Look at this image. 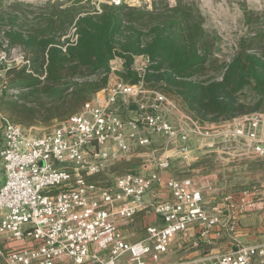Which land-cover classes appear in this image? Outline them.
<instances>
[{
    "label": "built area",
    "instance_id": "obj_1",
    "mask_svg": "<svg viewBox=\"0 0 264 264\" xmlns=\"http://www.w3.org/2000/svg\"><path fill=\"white\" fill-rule=\"evenodd\" d=\"M144 1L151 0H103L131 6ZM75 31L73 27L71 41L77 39ZM20 56L22 65L29 64L23 51ZM1 64L0 61V79L4 71ZM151 64L149 57L139 55L135 57L134 69L143 77ZM5 87L6 83L0 82V94ZM120 99L137 104L135 116H122L118 111ZM171 106L175 107L169 97L147 88L143 80L124 81L111 62L108 85L53 129L33 134L4 118L0 156L6 179L0 186V264H125L121 263L124 256L131 264H144L148 256L159 261L176 237L193 226L199 229L203 240H208L213 228L223 223L225 210L233 207L235 201L241 204L246 200L247 192L237 198L226 197L225 208L217 202L208 204L204 186L192 177L171 176L164 183L171 199L152 205L162 224L147 225L146 237L129 241L119 224L129 222L147 207L145 195L162 184L160 174L127 172L108 187L88 180L129 156L135 145H150V134L171 142L187 161L195 160L197 149L188 145L190 133L176 127L168 116ZM193 122L198 124L197 133L202 138L210 135L202 132L206 125ZM211 126L222 130L218 134L228 142L224 144L237 147L238 156L264 159V105ZM213 144L204 142L198 149ZM170 159L165 154L158 166L169 168ZM12 241L36 244L8 250L6 244ZM102 250L109 254L102 256ZM186 264H264V242L239 244L212 258Z\"/></svg>",
    "mask_w": 264,
    "mask_h": 264
},
{
    "label": "trees",
    "instance_id": "obj_2",
    "mask_svg": "<svg viewBox=\"0 0 264 264\" xmlns=\"http://www.w3.org/2000/svg\"><path fill=\"white\" fill-rule=\"evenodd\" d=\"M7 1L0 0V10ZM83 1H48L38 11L22 3L8 21L0 19V27L9 24L0 52L20 47L29 60L4 67L0 112L7 119L26 129L66 120L108 85L116 58L123 59L117 74L124 81L143 80L200 125L263 107L264 19L248 15L250 29L227 59L194 1L153 0V9ZM73 27L75 41L67 36ZM139 55L152 61L143 77L134 69Z\"/></svg>",
    "mask_w": 264,
    "mask_h": 264
},
{
    "label": "rangeland",
    "instance_id": "obj_3",
    "mask_svg": "<svg viewBox=\"0 0 264 264\" xmlns=\"http://www.w3.org/2000/svg\"><path fill=\"white\" fill-rule=\"evenodd\" d=\"M59 2L65 5H70L75 0H8L5 3L3 10H0V19L8 21L9 15H16L20 9H22V3L25 4L26 10L38 11L39 8L46 6L47 2ZM194 1L200 8L203 16L206 19V25L209 29L214 30L220 37L219 45L223 50L224 55L227 59L236 50V45L239 38L246 34L250 26H248L246 19L248 15L252 16L251 19H264V0H187ZM103 0H92L91 4H99ZM170 5H174L176 0H167ZM83 3H87L86 0ZM147 3V4H145ZM147 5L148 8L153 9V0L148 2H142V6ZM22 16V14H21ZM9 28L8 22H3L0 27V39L3 40L5 31ZM72 32V29L67 34L68 37ZM4 46H7L5 42ZM15 49V50H14ZM22 49L20 47L13 48L9 53L2 50L0 52V61L2 67H7L9 64L22 65L21 60ZM5 56V57H3ZM116 61H112V65L116 67L117 71L122 69L123 59L116 58ZM139 64L142 60L138 61ZM118 75V74H117ZM119 76V75H118ZM0 82H7L3 76ZM170 99V98H169ZM175 107L171 106L168 109V116L174 125L190 133L189 143L192 145L203 144L204 142L224 144L225 137L220 133L222 130L213 128L211 124L206 125L202 132H209V136L202 138L198 127L193 122V119L187 115L173 99ZM125 103L123 99L118 102V111L124 118H131L136 115L137 104L135 102ZM59 123L52 125L49 128L33 126L29 131L33 134H42L57 126ZM200 126V125H199ZM218 134V135H217ZM151 144L146 146L135 145L132 153L126 158L120 161L114 162L107 166L100 173L90 176L89 181L96 183L100 186L108 187L115 183L116 178L127 172H134L139 174H150L152 172H158L161 168L158 166L160 158H162L166 152L165 148L167 140L157 134H150ZM246 162H233L230 164L223 165L225 171V182L222 181V186L225 190L239 191L243 188H259L260 195L258 198L253 196H247L246 200L241 201L242 203H236L233 207H228L225 210L226 215H231L233 218L229 220L228 231L230 232L229 240L234 243L233 249L239 244H250L254 242H264V159L250 157L246 158ZM135 165L138 168H135ZM208 165L209 162H208ZM137 171V172H136ZM192 176V175H189ZM207 187V186H206ZM205 187V189H206ZM252 190V189H251ZM170 193V192H169ZM168 199H171V194ZM215 203V202H214ZM217 203H221L224 207H227L228 201L223 200ZM212 204V203H211ZM242 210V211H241ZM144 213L137 216L134 220L129 222H120L119 228L126 229L131 233H134L135 240L143 239L147 236L146 227L143 223ZM225 215V216H226ZM257 244V243H255ZM235 247V248H234ZM212 247H208L211 249ZM207 249V248H205ZM227 251V250H226ZM225 251V252H226ZM221 253H224L222 251ZM220 253V254H221ZM180 253L177 252L173 260H178Z\"/></svg>",
    "mask_w": 264,
    "mask_h": 264
},
{
    "label": "crops",
    "instance_id": "obj_4",
    "mask_svg": "<svg viewBox=\"0 0 264 264\" xmlns=\"http://www.w3.org/2000/svg\"><path fill=\"white\" fill-rule=\"evenodd\" d=\"M116 60L117 59H114L113 62ZM4 118L6 117L0 115V151L4 146ZM188 145L197 149L195 153V160L187 161L176 149H174L175 146L171 142H167L165 152L171 156L170 167L158 170V173L162 178V184L155 185L154 190L145 195L144 199L147 203V207L138 211L132 220L144 213V218L146 219L143 226L147 227V225L150 224H162V218L153 211L152 205L161 201L169 200L168 197H170V193L164 183L171 176L185 177L192 175L190 177H192L197 184L204 186V197L208 204L223 201L228 196L237 198L244 194V192L248 193V198L251 196L254 198L259 197L258 195H260V189L256 187L251 188L252 190L250 188H243L239 191H233L227 189L225 190V187L222 186V181L225 182V179L223 178L225 176L223 168L225 167H222L223 165L237 161L246 163L251 162L249 160L247 161L246 158L237 155V147L229 144L214 143L211 146L198 149V145H192L190 143ZM208 162L210 165H208ZM135 168H138V166L135 165ZM5 179L6 173L3 160L0 156V186L5 182ZM229 217V215H226L223 219V223L213 228L208 240H203L200 236L199 229L193 226L176 237V239L171 243L168 252L165 253L159 261H154L150 256H148L145 258L144 264H186L194 260L212 258L219 255L222 251L225 252L226 250H232L234 243L228 239L230 236V232L228 231L229 229L227 228V224L230 220ZM121 232L129 241H136V237L133 232L131 233L126 229H122ZM255 243L262 242H254L250 244ZM25 244L35 245L36 242L12 241L6 244V248L8 250H15L22 248ZM209 246L212 248L208 249ZM90 247L91 249H94L93 244ZM177 252H179L181 256L175 261L173 258ZM100 254L105 257L109 254V251L102 250ZM121 263L131 264L127 256H124L121 259ZM84 264L99 263L88 262Z\"/></svg>",
    "mask_w": 264,
    "mask_h": 264
}]
</instances>
